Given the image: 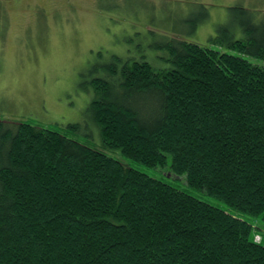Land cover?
Here are the masks:
<instances>
[{
  "label": "trees",
  "instance_id": "obj_1",
  "mask_svg": "<svg viewBox=\"0 0 264 264\" xmlns=\"http://www.w3.org/2000/svg\"><path fill=\"white\" fill-rule=\"evenodd\" d=\"M231 10L243 35L218 27L222 50L170 39L167 67L112 56L83 87L103 150L264 221V65L228 53L264 62V23ZM253 230L58 131L0 121V264H264Z\"/></svg>",
  "mask_w": 264,
  "mask_h": 264
},
{
  "label": "rangeland",
  "instance_id": "obj_2",
  "mask_svg": "<svg viewBox=\"0 0 264 264\" xmlns=\"http://www.w3.org/2000/svg\"><path fill=\"white\" fill-rule=\"evenodd\" d=\"M236 6L245 8L253 22L264 23V0H0V121L27 122L102 150L248 221L259 241L264 238L261 216L233 211L205 192L187 188L167 165L147 167L103 150L99 128L89 119L93 93L83 87L88 86L89 67L112 56L144 55L152 64L167 67L166 53L157 46L170 39L222 50L211 41L218 27L228 25L237 39L243 35L231 21ZM191 23L196 24L194 32L186 26ZM228 53L264 65L236 51Z\"/></svg>",
  "mask_w": 264,
  "mask_h": 264
}]
</instances>
